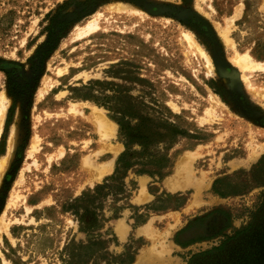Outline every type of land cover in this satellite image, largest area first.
Here are the masks:
<instances>
[{
	"label": "rangeland",
	"instance_id": "rangeland-1",
	"mask_svg": "<svg viewBox=\"0 0 264 264\" xmlns=\"http://www.w3.org/2000/svg\"><path fill=\"white\" fill-rule=\"evenodd\" d=\"M4 95L0 264H264V0H0Z\"/></svg>",
	"mask_w": 264,
	"mask_h": 264
},
{
	"label": "trees",
	"instance_id": "trees-1",
	"mask_svg": "<svg viewBox=\"0 0 264 264\" xmlns=\"http://www.w3.org/2000/svg\"><path fill=\"white\" fill-rule=\"evenodd\" d=\"M127 121L125 117H121L118 119L120 125V134L123 142L125 143V151L120 154L117 159V168L116 172L113 175V178H116L118 174H120L123 170L126 169V162L130 161V166L135 168L134 171L137 174H144L148 173L151 175L157 176H165L167 174V169L171 166L172 163V156L169 152H164L163 154L160 153H153L148 150L149 144L154 141L151 137L144 136L143 140L140 142L141 150H136L134 148V132L133 128L126 123ZM138 134H143V132H138ZM143 151V152H142ZM138 154L148 155L147 158H141ZM108 182V180H107ZM180 198V197H175ZM217 249H213L211 251H206L203 254H208Z\"/></svg>",
	"mask_w": 264,
	"mask_h": 264
},
{
	"label": "bare ground",
	"instance_id": "bare-ground-1",
	"mask_svg": "<svg viewBox=\"0 0 264 264\" xmlns=\"http://www.w3.org/2000/svg\"><path fill=\"white\" fill-rule=\"evenodd\" d=\"M98 28H99V24L97 20H94V21L89 22L87 25H85L84 28L80 30V33L88 35V34H91L97 31ZM187 37H189V39L193 42V39L189 35H187ZM200 51L202 50L200 49ZM232 60L242 70L243 69H254L255 70V69L261 68L263 64V62L261 61H254L248 53L237 54ZM5 100H6L5 95L0 98V113L2 117L4 116V110L7 107L5 106ZM2 166L4 167V162L2 163Z\"/></svg>",
	"mask_w": 264,
	"mask_h": 264
}]
</instances>
